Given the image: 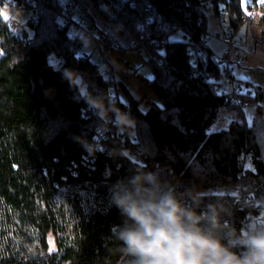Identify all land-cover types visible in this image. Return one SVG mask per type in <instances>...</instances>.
I'll list each match as a JSON object with an SVG mask.
<instances>
[{
  "label": "trees",
  "instance_id": "trees-1",
  "mask_svg": "<svg viewBox=\"0 0 264 264\" xmlns=\"http://www.w3.org/2000/svg\"><path fill=\"white\" fill-rule=\"evenodd\" d=\"M6 1L0 0V20ZM14 1L33 14L22 38L0 29V264H130L113 236L125 218L111 203V188L140 168L131 156L111 153L133 145L149 163L142 168L158 172L177 192L212 190L201 192L197 211L209 204L226 207L225 226L237 230L249 214L264 222L263 86L243 96L256 107L251 124L244 114L241 122L211 130L221 111L236 105L218 90L222 76L208 38L209 15L220 21L226 9L224 35L240 32L243 0H75L93 26L100 17L149 44L144 49L154 76L148 83L160 101H148L143 110L120 81L137 122V141L115 134L101 141L103 151L95 155L84 142L96 144L105 122L64 71L82 74L89 92L106 104L126 106L113 102L111 83L85 51L86 41L70 26L60 27L59 0ZM206 2L212 7L205 13ZM251 18L248 31L264 45V9ZM178 32L184 39L172 40ZM205 39L211 48L195 63L189 51ZM236 107L232 111L245 113ZM239 183L247 195L255 194L245 207L234 192L214 191Z\"/></svg>",
  "mask_w": 264,
  "mask_h": 264
},
{
  "label": "clouds",
  "instance_id": "clouds-1",
  "mask_svg": "<svg viewBox=\"0 0 264 264\" xmlns=\"http://www.w3.org/2000/svg\"><path fill=\"white\" fill-rule=\"evenodd\" d=\"M70 86L81 99L108 121L115 113L118 127L134 134L136 121L112 103L93 96L82 74L65 70ZM89 154L103 151L101 145L84 142ZM112 155L130 157L128 149ZM185 195L191 204L185 202ZM201 193L189 190L178 193L161 180L158 173L140 168L111 188V203L125 218L113 228L120 251L130 264H264V222L251 221L244 230L225 226L228 209L209 204L197 211Z\"/></svg>",
  "mask_w": 264,
  "mask_h": 264
},
{
  "label": "rangeland",
  "instance_id": "rangeland-1",
  "mask_svg": "<svg viewBox=\"0 0 264 264\" xmlns=\"http://www.w3.org/2000/svg\"><path fill=\"white\" fill-rule=\"evenodd\" d=\"M243 2L245 6L247 3L251 2V0H243ZM210 6L212 7V5ZM2 11L3 17H8L10 15L8 6L4 5ZM31 16L26 14L24 9L20 10L18 14H16V17L25 24ZM80 20H82L83 24H91L87 19L80 18ZM97 21L98 24L96 26L94 25L95 29H101L107 33L110 41L109 43H112V47L106 49L103 45L99 46V44H97L96 42L86 41L85 51L91 54L92 60L100 65V68L107 76L109 75L108 69L110 66H112L117 82L119 83L120 81H125V84L132 95L136 99L141 100L140 106L143 110L148 109V101L150 100L160 102L156 93L146 82V79H152L154 74L152 68L147 63L148 55L145 52L143 40L131 33H121L115 30L104 19L100 17H97ZM247 21L249 22V20ZM247 21L244 20L245 24L240 30L242 39H239L234 46L235 57H233V65L236 79L238 81H241V83L244 82V86L246 87V89H251L253 93L252 95H254V87L257 84L264 87V45L255 42L254 32L252 30L248 31ZM209 32V41L211 46L214 48L218 55H222L225 46L223 43L217 44L214 36H224L223 24L213 14L209 15ZM171 39L183 40L184 35L182 32H178L177 34L173 35ZM134 43L142 44V46L139 48H135L133 47ZM145 43L148 44L146 41ZM52 61L56 62L57 60L53 58ZM127 64H130V66L132 67L130 72L126 67ZM250 81H253V83H249ZM119 95L121 101L125 105L130 104L129 97L122 87L120 88ZM242 109H244L245 118L247 119L249 124H251L254 120V117L257 116L256 107L249 104V106ZM126 113L130 114L129 110L126 111ZM234 114L237 115L238 118H236L237 116L234 117ZM239 118L241 117H239L238 111L231 112L229 110H222L218 121L212 126L211 130H219L221 128L227 127L231 121L238 120ZM133 135H136L135 131ZM247 162V164H250V160H247ZM239 184L243 186L242 183ZM236 187L237 186H222L215 188L214 191L219 193L224 191H231L233 193ZM209 191L212 190H204L200 191V193ZM245 206L243 205V207ZM246 219L245 223L247 221ZM51 244V249H55L53 239H51Z\"/></svg>",
  "mask_w": 264,
  "mask_h": 264
},
{
  "label": "built area",
  "instance_id": "built-area-1",
  "mask_svg": "<svg viewBox=\"0 0 264 264\" xmlns=\"http://www.w3.org/2000/svg\"><path fill=\"white\" fill-rule=\"evenodd\" d=\"M61 5V10L59 13L60 18V27L63 26H70L72 28V33L75 36L83 38L87 42H96L99 45L105 46L107 49L112 47V44L109 43L108 35L105 31L98 29L96 30L95 27L91 24H83L82 21H80V18H84V13L78 9L77 4L75 0H59ZM6 6H8V9L10 11V15L8 17H3L2 20H0V29L6 28L11 33H13L15 36H18L20 38L23 37L25 32L27 31V24L23 23L19 18L16 17V14L22 9L25 10L26 14L32 15V9L27 8L23 5H19L14 0H7L5 2ZM211 3L206 2L203 4V11L209 12L211 8ZM264 8V0H251L248 4H246L243 7L244 10V20H249L258 9ZM227 10L224 9L222 11L221 15V21L222 24L225 25L227 22ZM39 16L36 14L35 20H38ZM239 39H242V36L240 35L239 31L235 30H229L228 33H226L223 37H221V41L224 44V49L222 55H218L216 53V57L219 60L220 63V72L222 76V85L218 88L219 91L225 92L231 96V102L235 105H238L239 107H247L249 106V101L245 100L243 98L244 95H252L251 89H246L244 86V82H239L234 73V65H233V55H234V46L238 42ZM144 48L149 46V44H146L143 41ZM204 48L210 49L211 46L209 42L206 40L204 44H196L194 46V49L189 51V53H192L194 55L195 63H198V60L200 57H205L204 55ZM128 71H131L132 67L130 64H127ZM109 75L107 76L111 87L113 90V97L112 100L115 103L121 104V98L119 95L120 91V83L117 82L114 70L112 66L108 69ZM151 79H146V82L148 83ZM149 84V83H148ZM126 107L123 109L120 106H116V108L120 109L121 111L126 113V110L128 111L129 105H125ZM236 117V115H234ZM238 118V116L236 117ZM105 124L102 128L99 129L98 134L96 136V144L100 145L101 141L108 138L112 135H121V136H128L133 142L137 141V136L133 134H129L127 131H123L119 129L118 125L116 124L115 120V113H110L109 120L105 121ZM133 155L131 156L133 160L137 163L139 168H142L143 166L147 165V160L145 159L144 155L137 150L136 148L132 147L129 149ZM178 193H185L187 192H178ZM234 193L238 196V198L241 200L242 204L245 206L246 202H249L250 200L255 199V195L253 193L247 195L244 192L243 186L239 185L234 190ZM185 202H188V197L185 195ZM260 211L257 212L259 214ZM255 220L254 217L248 216L246 223H243V230L247 228L248 224Z\"/></svg>",
  "mask_w": 264,
  "mask_h": 264
},
{
  "label": "bare ground",
  "instance_id": "bare-ground-1",
  "mask_svg": "<svg viewBox=\"0 0 264 264\" xmlns=\"http://www.w3.org/2000/svg\"><path fill=\"white\" fill-rule=\"evenodd\" d=\"M76 2V1H75ZM19 4V3H18ZM203 5V4H202ZM244 6V5H243ZM28 7V6H27ZM79 7V6H78ZM203 7V6H202ZM31 8V7H30ZM35 8V7H34ZM60 9H61V7H60ZM264 8H262L261 10H263ZM36 10V9H35ZM34 11V10H33ZM260 11V10H259ZM36 12V11H35ZM244 12V11H243ZM85 13V12H84ZM206 13V12H205ZM256 13V12H255ZM222 14V13H221ZM253 17V16H252ZM32 18V17H31ZM86 18V17H85ZM221 18V17H220ZM35 19V18H34ZM252 19V18H251ZM250 19V20H251ZM80 21H82V20H80ZM228 21V20H227ZM220 22H222L221 20H220ZM248 22V21H247ZM248 24H249V22H248ZM247 24V25H248ZM96 26V25H95ZM249 26V25H248ZM64 27V26H63ZM225 27V26H224ZM229 27V26H228ZM69 28V27H68ZM241 28V27H240ZM72 29V28H71ZM225 29V28H224ZM224 31V30H223ZM207 33V32H206ZM75 36V35H74ZM205 37V36H204ZM222 37V36H221ZM77 38H79V37H77ZM81 38V37H80ZM209 38V37H208ZM83 39V38H82ZM206 40V39H205ZM82 42H84V41H82ZM110 42V41H109ZM84 44V43H83ZM110 44H112V43H110ZM135 44V43H134ZM99 46H101V45H99ZM135 46V45H134ZM105 47V46H104ZM194 47V46H193ZM106 48V47H105ZM107 49V48H106ZM193 55V54H192ZM215 55V54H214ZM194 56V55H193ZM233 57H235L234 55H233ZM215 58H217L216 56H215ZM217 61H218V59H216ZM219 62V61H218ZM219 66H220V63H219ZM127 67V66H126ZM130 72V71H129ZM240 79V78H239ZM247 81V80H246ZM239 82H241V81H239ZM110 83V82H109ZM120 83V82H119ZM249 83H253V81L251 82H249ZM217 84H219L220 85V83H217ZM222 84V83H221ZM245 84V83H244ZM255 84V83H254ZM254 84H252V85H254ZM256 85V84H255ZM251 86V85H250ZM256 86H258V84L256 85ZM260 87H261V85H259ZM111 88V87H110ZM255 88V87H254ZM264 88V87H263ZM248 89V88H247ZM112 91V90H111ZM217 92H218V90H217ZM223 93V92H222ZM227 94V93H226ZM226 96H228V94L226 95ZM245 96V95H244ZM229 97V96H228ZM231 98V97H230ZM249 98H252L251 96L249 97ZM143 99V98H142ZM229 99V98H228ZM229 102L231 103V101L229 100ZM123 104V103H122ZM123 105H125V104H123ZM231 105V104H230ZM232 105H234V104H232ZM236 106H238V105H236ZM236 106H233V107H235V108H237ZM116 107V106H115ZM232 107V108H233ZM232 108H231V112H234V110L232 111ZM238 108H240L241 109V107H238ZM130 109V108H129ZM225 109V108H224ZM227 110H229L228 108H226ZM234 109V108H233ZM239 109V110H240ZM235 110H237V109H235ZM242 110V109H241ZM240 110V111H241ZM246 110V109H245ZM127 111V110H126ZM236 112V111H235ZM242 113V112H241ZM244 114L245 113H243L242 115H240L239 117H242L243 119H245L244 118ZM256 114V113H255ZM235 115V114H234ZM237 116V115H236ZM255 118V117H254ZM240 119V122H241V118H239ZM243 119H242V121H243ZM246 121H247V119H246ZM216 123V122H215ZM249 123V122H248ZM104 126V125H103ZM102 127V126H101ZM225 128V127H224ZM100 129V128H99ZM98 129V130H99ZM134 131H135V129H134ZM117 135V134H116ZM115 136V135H114ZM128 138V137H127ZM131 145V144H130ZM129 147V146H128ZM133 147H134V145H133ZM134 148H136V147H134ZM142 154H143V152H142ZM144 155V154H143ZM144 157H145V155H144ZM247 160V159H246ZM245 160V161H246ZM136 163V162H135ZM250 163V162H249ZM149 164V163H148ZM149 166V165H148ZM159 167V166H158ZM153 168V167H152ZM155 168V167H154ZM153 168V169H154ZM157 168V167H156ZM169 168V167H168ZM158 173V172H157ZM159 173H160V171H159ZM239 186V185H238ZM245 190V189H244ZM181 192H182V190H181ZM250 201H252V200H250ZM248 202H246V204H247ZM243 206V205H242ZM258 211V210H257ZM262 213H260V215H261ZM257 215V214H256ZM249 216H251L250 214H249ZM254 216V215H253ZM247 220V219H246ZM244 221V220H243ZM242 226V225H241Z\"/></svg>",
  "mask_w": 264,
  "mask_h": 264
},
{
  "label": "crops",
  "instance_id": "crops-1",
  "mask_svg": "<svg viewBox=\"0 0 264 264\" xmlns=\"http://www.w3.org/2000/svg\"><path fill=\"white\" fill-rule=\"evenodd\" d=\"M220 38H221V35L214 36V39L216 40L217 44L222 43L221 40H220Z\"/></svg>",
  "mask_w": 264,
  "mask_h": 264
}]
</instances>
